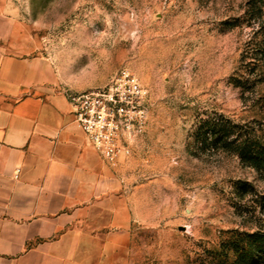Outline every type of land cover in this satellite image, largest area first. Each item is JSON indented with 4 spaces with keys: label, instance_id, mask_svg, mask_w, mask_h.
Listing matches in <instances>:
<instances>
[{
    "label": "rangeland",
    "instance_id": "obj_1",
    "mask_svg": "<svg viewBox=\"0 0 264 264\" xmlns=\"http://www.w3.org/2000/svg\"><path fill=\"white\" fill-rule=\"evenodd\" d=\"M8 5L68 92L103 87L122 68L148 91L144 130L113 166L137 194L127 264H264L227 257L222 244L264 217L250 195L235 192L237 182L247 181L264 195V176L235 148L213 144L217 138L205 125L264 145V62L254 60L264 29L250 22L247 0Z\"/></svg>",
    "mask_w": 264,
    "mask_h": 264
},
{
    "label": "crops",
    "instance_id": "obj_2",
    "mask_svg": "<svg viewBox=\"0 0 264 264\" xmlns=\"http://www.w3.org/2000/svg\"><path fill=\"white\" fill-rule=\"evenodd\" d=\"M130 180L90 143L53 64L0 0V264H127Z\"/></svg>",
    "mask_w": 264,
    "mask_h": 264
},
{
    "label": "built area",
    "instance_id": "obj_3",
    "mask_svg": "<svg viewBox=\"0 0 264 264\" xmlns=\"http://www.w3.org/2000/svg\"><path fill=\"white\" fill-rule=\"evenodd\" d=\"M147 95L138 76L127 68L103 87L68 92L76 121L110 166L131 153L133 141L143 132Z\"/></svg>",
    "mask_w": 264,
    "mask_h": 264
},
{
    "label": "trees",
    "instance_id": "obj_4",
    "mask_svg": "<svg viewBox=\"0 0 264 264\" xmlns=\"http://www.w3.org/2000/svg\"><path fill=\"white\" fill-rule=\"evenodd\" d=\"M245 12L248 14L253 26L258 27V31L264 29V0H247ZM254 45L256 46V49H254V60L264 62V37L254 43ZM206 124V129L210 132V135L217 138L213 144L222 142L226 147L235 148V153L243 162L253 167L260 176H264L263 144L258 143V141L248 143L246 140H241L239 133H237L236 137L230 139L231 131H228L226 126L219 127L216 124H211L209 121H206ZM235 192L241 198L250 195L251 203H253L255 210L258 209L259 212L264 214V195H258L251 183L247 181L237 182ZM250 214L249 217H257L256 211H251ZM251 224L252 227L250 229L231 231V235L223 238V249L227 257L246 259L251 263H255L258 260L264 261V217L256 218Z\"/></svg>",
    "mask_w": 264,
    "mask_h": 264
}]
</instances>
